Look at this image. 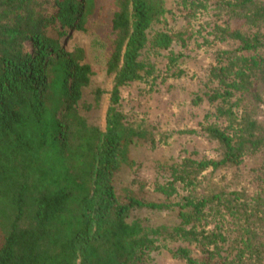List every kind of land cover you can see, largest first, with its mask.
I'll use <instances>...</instances> for the list:
<instances>
[{
  "label": "trees",
  "instance_id": "obj_1",
  "mask_svg": "<svg viewBox=\"0 0 264 264\" xmlns=\"http://www.w3.org/2000/svg\"><path fill=\"white\" fill-rule=\"evenodd\" d=\"M166 1L113 0L104 53L113 86L100 129L80 113L93 70L73 40L96 0H0V264H146L166 241L199 249L172 251L188 264H264V0L214 1L208 33L235 44L216 52L205 96L214 120L205 116L201 131L218 157L174 164L154 188L165 201L115 185L132 144L163 140L122 115L119 88L150 73L145 50L183 48L202 31H154ZM207 1H191V11ZM247 159L259 160L249 186L208 180ZM174 207L172 226L131 217Z\"/></svg>",
  "mask_w": 264,
  "mask_h": 264
},
{
  "label": "rangeland",
  "instance_id": "obj_2",
  "mask_svg": "<svg viewBox=\"0 0 264 264\" xmlns=\"http://www.w3.org/2000/svg\"><path fill=\"white\" fill-rule=\"evenodd\" d=\"M191 1L187 0L185 6L182 0H167V13L153 25V30L173 33L187 29L192 32V26L193 30H197L203 25L201 34L193 35L183 48L179 41H174L167 49L145 50L141 57L151 66L150 73L149 70L147 73L145 71L142 79L126 83L118 93L117 109L122 115L129 122L152 125L154 132L163 140L154 145L141 142L132 144L129 150L131 166H123L115 175V185L141 186L147 198L155 201L166 200L154 188L171 178L174 164L185 158L208 160L218 157L216 143L207 139L201 131L204 117L211 116L213 111L205 96L216 84L209 77L216 52L234 48L235 44L227 40H213L208 33L211 30L208 24L213 21L215 0L204 2V8L195 6V14L191 11L194 7ZM113 9V0H96L87 31L76 34L73 39L75 44L85 49L86 61L93 70L88 86L83 89L80 113L90 125L100 129L105 126V113L113 86L112 76L106 73L104 64L109 18ZM170 56H173L174 62H169ZM197 97L201 100L195 102ZM212 120L214 118L211 116L209 121ZM258 161L247 159L238 168L218 170L211 176L208 174V180L231 190L237 186H249L248 179L252 177V170ZM179 197H170V200L175 202ZM176 212V207L161 211L138 209L131 213V217L144 219V224L148 226H172L179 221ZM184 247L190 248L192 256L199 255L195 245L166 241L149 254L146 264H188L172 254L177 248Z\"/></svg>",
  "mask_w": 264,
  "mask_h": 264
}]
</instances>
